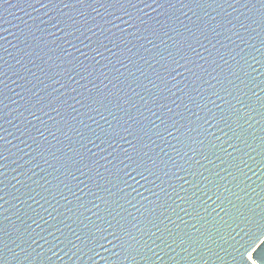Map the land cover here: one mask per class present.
Masks as SVG:
<instances>
[{"label": "water", "instance_id": "obj_1", "mask_svg": "<svg viewBox=\"0 0 264 264\" xmlns=\"http://www.w3.org/2000/svg\"><path fill=\"white\" fill-rule=\"evenodd\" d=\"M262 82L264 0H0V264H264Z\"/></svg>", "mask_w": 264, "mask_h": 264}, {"label": "snow or ice", "instance_id": "obj_2", "mask_svg": "<svg viewBox=\"0 0 264 264\" xmlns=\"http://www.w3.org/2000/svg\"><path fill=\"white\" fill-rule=\"evenodd\" d=\"M189 47H191V46L189 45ZM181 59H184V57H181ZM253 59H255V58H253ZM173 63H175L178 67H183L182 65H180L179 60H175L174 59L173 60ZM188 70L191 71V69H188ZM241 71H243V69H241ZM232 75L235 76L236 74L235 73H232ZM237 79H239V77H237ZM229 83L230 84H234L233 81H229ZM242 83H243V81H242ZM262 83H264V82H262ZM252 85H253V87H260L259 84H256L255 83V79L254 78H252ZM247 86L248 85L246 84L245 87H247ZM222 90L225 91L228 96H232V92L228 91L226 88L225 89H222ZM261 91H264V88H261ZM253 94L255 95V92H253ZM212 95H216L218 98L220 97L219 94L217 92H215V91H213ZM244 95H247V93H244ZM233 98L236 99V103L237 104H240L241 105V108L237 109L234 105H231L230 102H229V105H228L227 110L221 112V114H220L219 119H218L217 122L218 123L223 122L224 125L229 128V131H232L233 132V135L235 136V131H234V129L231 128V125L228 122H229V120L232 119V117L234 115L237 116V117H239V113L241 112V109L247 108L248 105L245 104L244 101L240 100L237 97H233ZM257 99L258 100H261L260 107L262 109H264V99H262L261 97H257ZM193 102H195V101H193ZM210 102L212 104H215L214 101H210ZM204 107L206 108L207 107V104H205ZM169 111H171V110H169ZM208 112L211 113V109H208ZM202 119L204 120V124H208L209 123V120H217V117H216L215 114H212L211 116H209V115L206 114L205 117H203ZM160 121H161V124H165L166 123V121L164 119H161ZM174 126L175 125L173 124V127ZM240 127L242 128V125ZM165 131H168V129L166 128ZM221 131H223V129H221ZM203 132L204 133H207L208 132V129L205 128L203 130ZM168 134L171 135L170 132ZM224 136L225 137H228V140H231L232 139V137H229L228 136V133L227 132H224ZM236 138L237 139H240L239 136H236ZM217 139H219V138L217 137ZM228 140H226L225 142L227 143ZM244 142L247 143V141H244ZM198 143L203 144L204 141L203 140H200V141H198ZM230 146H232V145H230ZM212 147L215 148L216 145L213 144ZM249 147H250V145H249ZM220 148H221L222 151H225V152L227 151L226 149H224L222 147V145L220 146ZM190 150L193 151V152L195 151V149H190ZM236 150H239V149H236ZM229 155H231V153H229ZM218 158L219 157H217V159ZM129 159H131V158L129 157ZM205 159H207V157H205ZM186 163H187V161H186ZM196 163L199 164V161H196ZM126 167H128V166L126 165ZM245 167H247V165H245ZM180 170L181 171H185V169L183 168V166H180ZM133 171H135V169H133ZM225 171H227V169H225ZM137 174L140 175L142 179L147 180V177L144 176L143 172H139ZM150 174L154 175V173H150ZM191 174L193 176H195V173H191ZM125 175H130V173H127L126 172ZM200 175L202 176L203 174L201 173ZM217 175H219V173H217ZM229 175H231V173H229ZM245 175H246V173H245ZM133 179H134V177H133ZM204 179H207V177H204ZM185 183H191V182L190 181H185ZM193 187H195V185H193ZM214 187L216 188V191L218 192L219 191V185H215ZM209 191H211V189H209ZM193 195L195 196L196 193L194 192ZM205 195H207V193H205ZM181 199H183V198H181ZM217 199H220V197L217 196ZM196 200H200V198L197 197ZM196 200H191V198H189V200L186 201V203H189V207H191V212H188V210L186 208H182L181 211H184L186 215L191 216L192 219L199 218L200 220H203L204 219V216H201L200 215L199 208L200 207H203V205H204V203H206V201H201L200 205L197 206ZM208 200H211V196H208ZM218 207H219V205H218ZM221 210L223 211L224 209L221 208ZM173 211H175V210L173 209ZM204 212L207 213V208H204ZM226 215H227V213H226ZM170 223H174V222H171L170 221ZM176 227L178 228L179 226L177 225ZM165 228H167V226H165ZM192 228L195 229V225H192ZM158 231H159V229H158ZM196 231L198 232L199 229H196ZM153 235H155V233H153ZM201 235H203V234H201ZM167 238L168 239H171L173 243H176V241L179 240L180 244H188L189 247H192V246H195V245H197L199 243H202V241L200 240L199 237H195L193 234H189V233L184 232L182 230L181 231H178V232H175V233L172 232V231H170V230L167 231ZM131 239L133 241H136L137 240V238L135 236H132ZM137 243H138V241H137ZM129 255H131V252H129ZM133 259H135V257H133ZM142 259H148V258L147 257H142ZM193 259H194V257H193ZM249 259H251V256H249ZM261 260L264 261V257H261ZM253 264H255V262H253Z\"/></svg>", "mask_w": 264, "mask_h": 264}]
</instances>
